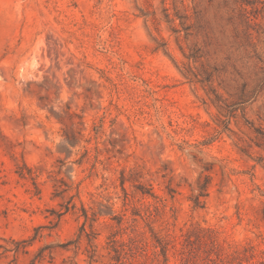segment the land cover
Here are the masks:
<instances>
[{
  "label": "rangeland",
  "instance_id": "374dc122",
  "mask_svg": "<svg viewBox=\"0 0 264 264\" xmlns=\"http://www.w3.org/2000/svg\"><path fill=\"white\" fill-rule=\"evenodd\" d=\"M67 137L80 143L70 158ZM262 137L264 0H0V264H32L46 246L52 256L37 264H91L90 239L92 264H111L115 222L85 233L82 212L64 207L79 189L78 209L97 208L91 194L104 185L121 211L124 168L145 174L161 201L141 204L176 249L192 224L264 249ZM59 186L69 190L57 197Z\"/></svg>",
  "mask_w": 264,
  "mask_h": 264
},
{
  "label": "trees",
  "instance_id": "16d2710c",
  "mask_svg": "<svg viewBox=\"0 0 264 264\" xmlns=\"http://www.w3.org/2000/svg\"><path fill=\"white\" fill-rule=\"evenodd\" d=\"M217 125L220 128V132L230 131L228 122L226 121L217 123ZM258 139L264 142V137ZM212 142L213 141H210L207 145ZM79 144L80 143L76 139H69L68 137L63 141L62 148L68 153V158L73 155L74 149L77 148ZM238 144L239 143H236V147L241 153L245 154V151ZM84 152L87 155L88 149H85ZM210 170L211 168L209 166H205L206 172ZM19 175L33 182L37 195L41 193L38 182L39 174L36 169L24 163L19 171ZM144 176L145 174L143 172H137L134 168H124L120 171L118 181L122 196L119 195L118 198L122 200L123 209L119 212L114 209L115 203L109 194L108 188L104 185L98 189V192L91 194V201L97 208H87L86 204L80 200L81 206L78 209L75 198L77 197L80 199L79 189L77 195L69 197L64 207L67 211L73 209L82 212L81 216L85 219L82 231L85 233H87V224L93 228L94 224L103 216H109L110 219L115 222L118 230L108 237L111 264H171V253L172 250L176 249L173 245L172 237L165 228L158 231L154 227L153 224L157 222V219H155L157 215H154L152 211V204L150 203L146 206L141 204V200L146 199L161 201L154 192L151 184L145 186L141 183L140 179L144 178ZM211 183L212 176L209 174L203 175L199 179L196 189L197 193L191 197L194 209H204L206 207V199L209 196V187ZM130 187L133 191L130 190ZM257 189L260 191L261 196L264 197V190L259 187H257ZM68 190V188L61 189V186H59L58 189H56V196L58 197ZM168 192L172 197L174 196L173 194L176 193L170 187H168ZM138 197H140V199H138ZM155 207L157 209V206ZM139 219L145 221L149 229L150 240L145 236L144 232L138 229L137 223ZM261 219L264 222V202ZM129 230L131 233H128ZM164 230H166L165 233H162ZM124 234L128 235V241L118 239L119 235L123 236ZM183 237L184 239L181 243V247L176 249L175 253H173L177 257V261L174 264H264V249H258L251 244H247L243 247L228 244L221 238L220 232L213 227L192 224L183 234ZM34 240H36V237L23 241L24 248L30 245ZM69 245L70 244L59 246L64 248ZM90 246L91 251L89 257L92 264L97 250L91 239ZM49 249L51 257L53 249L50 246H46L40 250L32 264H37L38 261L44 260L46 258L45 252Z\"/></svg>",
  "mask_w": 264,
  "mask_h": 264
}]
</instances>
